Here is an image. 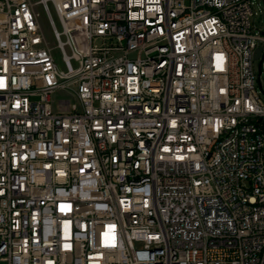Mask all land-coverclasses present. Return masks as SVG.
<instances>
[{
	"label": "built area",
	"instance_id": "1",
	"mask_svg": "<svg viewBox=\"0 0 264 264\" xmlns=\"http://www.w3.org/2000/svg\"><path fill=\"white\" fill-rule=\"evenodd\" d=\"M252 5L0 0L1 262L264 264Z\"/></svg>",
	"mask_w": 264,
	"mask_h": 264
},
{
	"label": "rangeland",
	"instance_id": "2",
	"mask_svg": "<svg viewBox=\"0 0 264 264\" xmlns=\"http://www.w3.org/2000/svg\"><path fill=\"white\" fill-rule=\"evenodd\" d=\"M33 1L38 2L39 0H33ZM49 7L52 11L56 26H57L58 30L61 31L62 30L61 24L59 22V19L55 13V10H54L51 2H49ZM252 7H253L254 15L252 16L251 21L253 23L255 31L259 32L260 34H263L262 32H264V0H253ZM37 8L41 12V15H42L41 22H42L46 41H47L49 47L52 49V55H53L56 63L59 65V67L62 69H65L62 51H61L60 47L58 46V42H57V40L53 34V31H52V28H51L50 23L48 21V18L44 12L43 5L41 3H38ZM62 39L64 40L65 37L62 36ZM67 51L69 52L68 47H67ZM260 64L262 67L261 85L257 81L256 87H257V90L259 92V95H260L262 101L264 102V57H262L260 59H256L254 61V66H255V69L257 72H259V65ZM76 91H77L76 86H73L71 88H60V89H58L52 95L54 109L55 110L57 109V103L60 100H69L70 104H78L79 100H78V97L76 95ZM0 264H7V263L0 261Z\"/></svg>",
	"mask_w": 264,
	"mask_h": 264
},
{
	"label": "water",
	"instance_id": "3",
	"mask_svg": "<svg viewBox=\"0 0 264 264\" xmlns=\"http://www.w3.org/2000/svg\"><path fill=\"white\" fill-rule=\"evenodd\" d=\"M261 52H262V48H257L256 49L255 59H259L260 58ZM261 72H262V68H261V64H260L259 65V75L261 74Z\"/></svg>",
	"mask_w": 264,
	"mask_h": 264
}]
</instances>
